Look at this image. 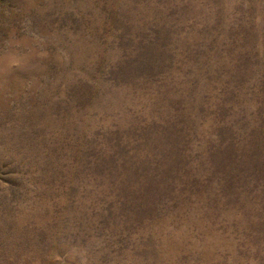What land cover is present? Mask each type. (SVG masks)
Segmentation results:
<instances>
[{
    "label": "rangeland",
    "instance_id": "rangeland-1",
    "mask_svg": "<svg viewBox=\"0 0 264 264\" xmlns=\"http://www.w3.org/2000/svg\"><path fill=\"white\" fill-rule=\"evenodd\" d=\"M30 33L0 264H264V0H0V42Z\"/></svg>",
    "mask_w": 264,
    "mask_h": 264
},
{
    "label": "clouds",
    "instance_id": "clouds-1",
    "mask_svg": "<svg viewBox=\"0 0 264 264\" xmlns=\"http://www.w3.org/2000/svg\"><path fill=\"white\" fill-rule=\"evenodd\" d=\"M47 38L35 33L24 37L10 35L0 42V74H13L16 72L31 73L41 70L44 61L49 59ZM57 59L63 58V53H57ZM51 261L60 260V256L52 252L48 255Z\"/></svg>",
    "mask_w": 264,
    "mask_h": 264
}]
</instances>
